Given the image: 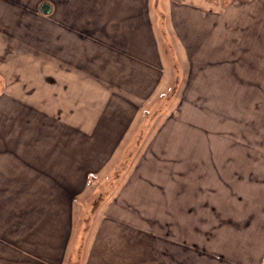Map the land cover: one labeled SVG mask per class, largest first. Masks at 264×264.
<instances>
[{
    "label": "crops",
    "instance_id": "0c3cea01",
    "mask_svg": "<svg viewBox=\"0 0 264 264\" xmlns=\"http://www.w3.org/2000/svg\"><path fill=\"white\" fill-rule=\"evenodd\" d=\"M254 1L0 0V264H264L256 240L226 257L207 229L221 152L192 114L246 80Z\"/></svg>",
    "mask_w": 264,
    "mask_h": 264
},
{
    "label": "rangeland",
    "instance_id": "374dc122",
    "mask_svg": "<svg viewBox=\"0 0 264 264\" xmlns=\"http://www.w3.org/2000/svg\"><path fill=\"white\" fill-rule=\"evenodd\" d=\"M249 1L252 2V0ZM250 7L262 12L254 18V23L257 24L254 25L257 29L254 33L255 35L260 33L262 36L264 34V27H261L264 24V0H255L250 3ZM260 43L249 51V58L246 60L244 57L245 61H240V65L238 61L233 62L234 66L241 69L240 77L242 73L246 77V80L240 82L238 90H230V88L219 90L216 100L214 91L206 90V108L199 112H192L194 119L201 123L202 128V123L206 124L207 135L212 139L217 138L219 142L217 144L220 147L218 152H221V158L208 159L207 167L208 171L213 173L216 168L217 181L223 184L222 207L219 208L221 213L218 211L222 214L223 221L215 223L208 220L207 229L222 233L223 252L226 257L230 255V252H235L242 247L241 243L248 239L249 242L256 240L255 252L264 249L261 233H254L255 239H251L247 233L250 230V223H247L248 217L255 214L253 209L260 210L264 203L262 201L264 200V35ZM177 91L171 90L164 96L161 103L163 107H154L151 112H147L149 116L146 120L147 126L154 119L166 117V108L172 102L173 104L177 102ZM171 112L169 108L168 113ZM192 129L197 128L194 126ZM143 134L145 132L141 133L139 139L143 138ZM133 161V158L123 160L118 166V170L120 168V171L117 170L118 174L110 176L105 185L99 187L97 194L101 195L111 190L115 185L114 180L117 182L122 172L124 173ZM212 193L208 191V194ZM256 199L261 202L254 208ZM214 211L207 213L214 214ZM85 219L83 217V220ZM86 222L87 220L83 222L82 228ZM263 226V222L255 223V231L262 232ZM239 238L243 240L239 241Z\"/></svg>",
    "mask_w": 264,
    "mask_h": 264
},
{
    "label": "water",
    "instance_id": "95a60500",
    "mask_svg": "<svg viewBox=\"0 0 264 264\" xmlns=\"http://www.w3.org/2000/svg\"><path fill=\"white\" fill-rule=\"evenodd\" d=\"M51 9H52V4L50 2L45 1V2L42 3L41 11L43 13H49L51 11Z\"/></svg>",
    "mask_w": 264,
    "mask_h": 264
}]
</instances>
